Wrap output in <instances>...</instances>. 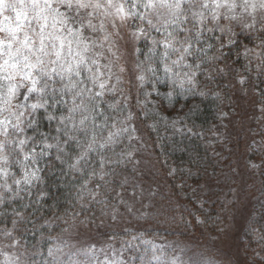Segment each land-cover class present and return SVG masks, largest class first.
<instances>
[{
	"label": "trees",
	"instance_id": "trees-1",
	"mask_svg": "<svg viewBox=\"0 0 264 264\" xmlns=\"http://www.w3.org/2000/svg\"><path fill=\"white\" fill-rule=\"evenodd\" d=\"M236 32L230 46L225 35L222 56L217 51L221 42L208 41L214 47L191 92L173 91L167 79L141 86L134 56L119 75L116 95L106 97L119 100L123 109L122 114L106 113L117 123L132 116L127 121L131 137L106 152L107 175L99 178L96 161L81 171L70 169L78 151L73 146L61 160L53 149L43 160L41 180L30 189L18 195L0 190V264L6 256L18 258L19 264H68L69 254L85 261L84 255L68 251L66 236L76 229L91 238L86 249L103 248L126 264H155L147 259L150 243L160 247V261L168 262L166 257L182 248L188 258L209 257L215 263L220 260L217 243L232 218L235 201L228 206L225 196L233 188L252 195L241 252L248 264H264V33ZM113 37L104 48H113L107 57L115 62ZM150 47V41L138 40V57L142 51L149 54ZM246 48L252 50L247 55ZM143 61L148 69V60ZM37 118L41 131L57 135L55 122L50 125L42 111ZM240 119L248 128L255 126L253 132L245 133Z\"/></svg>",
	"mask_w": 264,
	"mask_h": 264
},
{
	"label": "snow or ice",
	"instance_id": "snow-or-ice-1",
	"mask_svg": "<svg viewBox=\"0 0 264 264\" xmlns=\"http://www.w3.org/2000/svg\"><path fill=\"white\" fill-rule=\"evenodd\" d=\"M105 20L117 35V21L131 22L133 37L151 44L147 71L153 76L163 71L173 91L191 92L214 47L210 39L221 42L217 48L221 51L225 35L229 46L236 42L235 26L241 32L264 33V0H0V188L18 195L24 190L21 185L41 180L38 165L53 149L61 160L66 148L73 146L78 151L70 169L81 171L96 161L99 178L107 175L104 170L110 160L106 152L114 150L128 132L127 121L132 116L120 119L117 127L116 118L106 114L109 110L122 114L123 109H118L119 100L106 99L116 95L121 80L113 70L115 62L104 54V44L93 36L103 33V41L109 42ZM217 31L221 36L210 35ZM249 51L246 48L245 54ZM123 71L120 67L119 72ZM138 79L143 82L145 76ZM41 111L50 125L55 122L57 135L40 130L37 117ZM13 167L20 170L19 176ZM91 174L97 175L96 167ZM127 246L133 245L129 242ZM77 254L87 259L73 260L69 254L68 264H126L106 253L100 260L94 246ZM49 255H53L51 250ZM153 259L165 264L155 255ZM2 264H19V260L6 256ZM189 264L201 262L191 260Z\"/></svg>",
	"mask_w": 264,
	"mask_h": 264
},
{
	"label": "rangeland",
	"instance_id": "rangeland-1",
	"mask_svg": "<svg viewBox=\"0 0 264 264\" xmlns=\"http://www.w3.org/2000/svg\"><path fill=\"white\" fill-rule=\"evenodd\" d=\"M227 23V22H225ZM117 25H118V32L119 34L117 35L116 29H113L111 27V23L109 20H105V27L107 29V33L113 34L115 37H113V39H116V44H117V52L114 55V59H116L115 66H114V71L118 73V75L121 74V72H119V68L123 67L126 69V67L131 66L132 63H129L130 60H133L134 56H137V63L135 64L136 70L138 75L143 74L145 76V81L142 82V84L146 83V82H150L152 81L154 78H161L166 79L165 78V74L163 73V71L158 70L156 76H153L151 72H148L146 69V64L144 63L143 60H145L147 54H144V51H142L140 53L141 56H143V60L140 56V58L138 57L139 53L137 51V43L138 40H136L135 37H133L132 35V29H131V22L129 24L128 23H124V24H120L119 21H117ZM234 30H240V28L238 26L234 27ZM241 31V30H240ZM103 33H97V36H94V38H98V36ZM100 35L102 38H98V43H103L105 46V42L103 41V36ZM107 45V44H106ZM110 47V46H109ZM108 47V48H109ZM108 48H103L104 54L107 57V55H109V51ZM121 48V49H120ZM113 48H111L112 51ZM99 51V49H98ZM121 51V54L119 55V52ZM260 51L255 50L253 51V53H258ZM114 53V51L112 52V54ZM149 63H151L150 61H148ZM102 63H107V60H102ZM148 63V66H149ZM259 63V61H258ZM152 67H156L158 68L159 66L155 63H152ZM157 81V79H156ZM113 83H115V78L113 79ZM119 86V84L117 85V87ZM238 102L240 105H242V102L240 100L241 96H238ZM264 105V104H263ZM250 116V113L248 115V117ZM248 120V119H247ZM246 120L244 119L243 121H241V119L239 120V127L243 126L246 122ZM242 122V124H240ZM249 122V121H248ZM110 123V122H109ZM117 123V122H116ZM257 125V124H256ZM121 125L119 123H117V127H120ZM246 130H244L245 133L249 134L250 132H253V127H249L248 128V124L246 123ZM129 129V128H128ZM131 129L128 130V132H125L122 134V136L119 139V142H121L124 139L129 138V136L131 137L132 133H131ZM249 132V133H248ZM44 162L41 161V163L38 165V167H43ZM13 172H15L18 176L20 174V170L18 168L13 167L12 169ZM40 175V173H39ZM38 181H34L30 186H24L21 185L22 188H24L23 191H26L28 189H30L31 187H33ZM9 183H11V181H9ZM0 184H3V180H0ZM13 188H15V185H12ZM239 188V187H238ZM4 188H0V190H2ZM20 191V192H23ZM5 192L9 193V195L14 194L13 192H9L6 191ZM249 195V194H248ZM245 195L241 192H238L235 190V188H233L232 190H230L227 195L225 196L227 202H228V206L230 205L231 201H235L234 203H232L230 205L231 207V211H232V218L231 220H229L228 222V226L226 227V230L224 231V233L220 236L219 242L218 244V248H219V256H220V260L216 261L215 263H211V264H248V262L245 261L244 256L241 252L240 249V240H241V236L242 233L245 229V225H246V221L248 220V218H250V216L252 215L253 212V203L250 201V199L252 198V195L250 194L249 196ZM66 238H68L69 240V244H68V251L72 252V253H79L82 252V250L87 248V245L92 244L91 243V238L87 236L86 233H83V231L76 229L73 230L71 232H69L66 236ZM100 249L102 248H98L96 250V254L99 256L100 260H104L105 259V253L107 254L108 258H113L115 256V254H108L105 250L104 252H101ZM182 249V248H181ZM178 250V252L176 254H171L170 257H166V259L168 260V262H165V264H171V261L176 260L177 264H189V262L191 260H197L200 261L201 264H203L204 261H210L212 262V258L209 257H203L201 256L200 258L198 256H190V258H188V256L184 255L182 253V250ZM148 251L149 254L147 256L148 258H151V260L155 263L158 264V261L156 259H153V256L155 255L156 257H159L160 255H163L160 247L155 246L153 244H149L148 246ZM119 259H121L119 256L117 257ZM142 259H145V255L142 256ZM160 260V259H159Z\"/></svg>",
	"mask_w": 264,
	"mask_h": 264
}]
</instances>
